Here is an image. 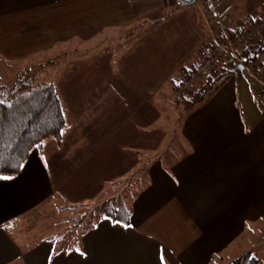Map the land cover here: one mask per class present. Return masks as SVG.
Listing matches in <instances>:
<instances>
[{"label": "crops", "instance_id": "0c3cea01", "mask_svg": "<svg viewBox=\"0 0 264 264\" xmlns=\"http://www.w3.org/2000/svg\"><path fill=\"white\" fill-rule=\"evenodd\" d=\"M106 1L0 0V21ZM188 4L148 22L138 21L135 8H104L135 22L127 40L121 38L123 58L98 51L99 44L81 53L96 56L91 68L97 76L107 60L117 84L104 81L103 101L81 102L99 113L80 122L72 117L80 90H64L69 94L63 104L67 129L59 141L49 139L34 150L48 163L40 180L27 186L0 181V264H161L160 256L163 264H231L246 253H257L258 264H264V108L253 104L257 99L264 103V50L256 78L234 74L210 98L178 107L171 120L177 129L153 130L154 108L160 104L155 97L168 102V93L179 90L182 71L198 69L202 62L203 23L211 25L212 14L202 6V16L191 15L186 27ZM83 9L95 13L99 8ZM136 9L141 15L153 11ZM159 28H165L162 35L155 33ZM125 182L124 198L110 197L103 206L114 203L113 208L127 211L128 225L112 224L104 212L82 236L79 253L59 249L52 255L51 242L24 249V241L9 238L44 205L56 210L65 200L62 208L86 207Z\"/></svg>", "mask_w": 264, "mask_h": 264}, {"label": "rangeland", "instance_id": "374dc122", "mask_svg": "<svg viewBox=\"0 0 264 264\" xmlns=\"http://www.w3.org/2000/svg\"><path fill=\"white\" fill-rule=\"evenodd\" d=\"M137 1L136 3L134 0H110L103 3H96L90 7H80L75 10L66 9L56 12L48 11L40 13L29 12L25 15L1 20L0 95L4 98L10 90L14 89L22 81L39 76L42 81H52L57 86L62 104L66 102L67 98L69 99L68 93L71 94L69 91H72V89L75 91L80 90L77 96L74 95L77 97L74 101L79 102L76 111L74 114L72 113L74 120L80 122L88 120V118L93 117V115L97 116L99 113L97 108H90V104L83 105L84 103L81 102H85V100L89 98V100L93 102L94 100L103 101L102 96H104L106 90L104 81L110 82L112 85H114L115 82L114 86H116L117 80L112 76L111 72L108 71L109 68L113 69V66L110 67L107 60L102 61V66L104 67L102 70L98 71L99 76H97L95 70L91 68L95 65L93 64V60H95L96 56L83 58L81 51L84 49V51L90 52V47H92V49L94 48L92 45L99 44L100 49H98V51H112L115 55L120 56L121 59L124 54L120 53L124 41L122 39L127 40V36H129L130 31H132L135 26V22H131L129 19L123 20L124 15L122 12H108L104 8H135L132 13L139 15V22L157 21V19L160 18L164 19L174 8L167 6L165 0ZM207 1L212 5L211 0ZM133 2H135V4H133ZM204 2H206V0H195L193 3H187L188 5H186L185 8L190 10L186 12L187 15L185 17L187 20H183L186 27H188V23L186 24V22L191 20V15L194 19L202 16V6ZM223 2L229 5L231 4V8H233L229 13L230 17L228 20V23L232 27L238 28L242 24H245L250 18L255 20L261 15L264 17V7L261 8L264 5V0H223ZM83 8L99 9H97L95 13H91ZM136 8H153L150 9V11H153L141 15L137 12L138 9ZM161 8H163L164 11H161ZM133 18L134 16L130 19ZM121 22H127L129 26H122L124 24L119 25ZM107 23L111 24L107 25ZM67 24H74V28L66 29ZM203 27L206 31L204 32L205 34H203V36L206 35L203 41L204 51L211 38L208 33L211 26L209 23H203ZM160 28L155 31V33H157L156 35H162L160 32H165V28H162V30ZM189 29L190 28H187L186 33L189 32ZM210 31L214 35L213 30L211 29ZM173 32H175V30ZM73 50H75L74 55L70 53V51L73 52ZM65 52L67 55H64ZM254 72H256V70H254ZM205 73L204 75H206ZM234 74L239 73L236 71ZM246 78L252 80L251 76H246ZM202 80L203 79L194 84H198L202 82ZM83 83L86 84L84 86L87 87L84 91L81 90ZM178 89L179 90L170 91L168 93V102L164 101L162 97H155V102L157 101L160 104L158 106L155 105L154 108L156 118L153 124L154 131L159 127L174 129L175 124L171 123V120L177 117V111L175 110H177L178 107L181 109L185 106V101L183 100L180 101L181 103L175 102L176 96L183 87ZM64 90L68 91V93H65ZM166 90L165 88L163 89L164 96L167 93ZM125 91H129V88L125 89ZM154 93H156V91ZM106 98L107 97L104 99L107 100ZM172 99L176 104L172 103ZM256 99L257 97L255 100ZM253 104L260 108H264V103L260 102L258 99L255 103L253 100ZM70 110L73 111L72 108ZM142 125H145V123ZM176 132H178V130L172 133L176 134ZM173 134H171V136ZM157 143L158 140L156 139L153 144L156 145ZM127 186L128 184L125 182V186L121 185L118 189H108L105 197L100 196L91 203H85L87 205L86 207L80 206L79 208L74 207V209L62 208L65 206V204L62 203L67 202L65 200L60 201L59 198H56V200H59L56 204L58 209L50 210L49 205L42 206L40 209L30 214L27 219L22 221L21 231L16 230L15 232L9 229L12 233V238H9L17 243L24 241V244H27L22 245L24 249L28 248V244L29 247H31V245L34 244L51 242L54 247L52 255L58 254L56 252L59 251V249H66V252L73 250L79 253L82 236L88 231L93 230L99 219L106 215H104L103 203L110 197L117 195H122V197L125 196L124 192ZM105 207L113 208L117 207V204H105ZM252 256L256 260L260 259L257 253H253ZM13 264L23 263L17 261Z\"/></svg>", "mask_w": 264, "mask_h": 264}, {"label": "trees", "instance_id": "16d2710c", "mask_svg": "<svg viewBox=\"0 0 264 264\" xmlns=\"http://www.w3.org/2000/svg\"><path fill=\"white\" fill-rule=\"evenodd\" d=\"M189 1L165 0V3L169 7L179 8ZM211 2L212 5L206 0L203 7L212 14L209 19L212 22L210 26L214 32V40L218 42H234L243 27L251 28L264 18L261 15L258 19L235 28L228 23L231 4L229 5L223 0H211ZM223 6L229 7V13L225 21L220 23L216 20V15ZM263 7L264 5L261 8ZM213 50L214 42L210 38L201 54L202 62L198 69L189 68L182 71L176 86L177 89L183 87L187 90V94L175 102L185 101L186 108L203 102L215 94L239 69L244 71L243 69L247 68L257 75V71L261 67L260 56L264 50V32L255 37L244 50L236 53L237 59L231 55H225L221 66L213 72H206L203 70L205 57ZM201 79H203L202 82L194 84ZM4 98L13 104L11 111L0 114L6 117L0 119V167L5 169L0 174L6 175L11 166L24 162L21 159L22 156L26 159L33 150L39 149L35 145L41 140L44 143L49 139L59 141L67 127V119L57 86L52 81H42L39 76L22 81ZM104 212L112 224L128 225L129 213L124 209L104 208ZM231 264H258V261L251 254L246 253Z\"/></svg>", "mask_w": 264, "mask_h": 264}, {"label": "built area", "instance_id": "2783aa9c", "mask_svg": "<svg viewBox=\"0 0 264 264\" xmlns=\"http://www.w3.org/2000/svg\"><path fill=\"white\" fill-rule=\"evenodd\" d=\"M228 13H229V7H225V6L221 7L220 11L216 15V20L220 23L224 22ZM210 30L211 29L208 30V33L214 42V50L208 53L205 57L203 70L206 72H213L219 66H221L225 55H231L234 59H237L236 53L244 50L247 47V45L253 41L255 37L262 35V33L264 32V18L261 19L257 25L251 28L246 27V26L243 27L241 29L240 35L236 38L234 42L215 41L214 35L212 34ZM243 70L244 71L239 69L236 71L237 73L241 75L245 74L247 76L256 78L255 74L251 72L250 70H248L247 68ZM186 94H187V90L182 89L180 93L176 96V100H179Z\"/></svg>", "mask_w": 264, "mask_h": 264}, {"label": "snow or ice", "instance_id": "6c2138e0", "mask_svg": "<svg viewBox=\"0 0 264 264\" xmlns=\"http://www.w3.org/2000/svg\"><path fill=\"white\" fill-rule=\"evenodd\" d=\"M13 109V104L9 102L6 98L0 95V114L11 111ZM3 115H0V119H5ZM43 140L35 145L36 148H40L43 145ZM32 147V145H29ZM27 151V150H26ZM24 161L23 163H16L11 166L8 174H0V181H10L13 185H31L37 183L41 176L44 174V169L48 167L47 160L45 156L38 155L35 151L28 155L27 158L21 157ZM5 171L3 167H0V172ZM47 259V257H46ZM161 264H163L164 257H159Z\"/></svg>", "mask_w": 264, "mask_h": 264}, {"label": "water", "instance_id": "95a60500", "mask_svg": "<svg viewBox=\"0 0 264 264\" xmlns=\"http://www.w3.org/2000/svg\"><path fill=\"white\" fill-rule=\"evenodd\" d=\"M189 3H193V0H190Z\"/></svg>", "mask_w": 264, "mask_h": 264}]
</instances>
